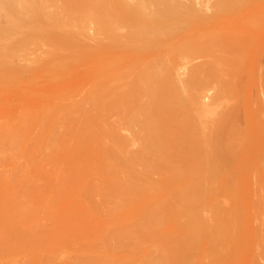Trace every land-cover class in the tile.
<instances>
[{"label":"bare ground","instance_id":"6f19581e","mask_svg":"<svg viewBox=\"0 0 264 264\" xmlns=\"http://www.w3.org/2000/svg\"><path fill=\"white\" fill-rule=\"evenodd\" d=\"M8 1L75 94L0 113V264H264V0Z\"/></svg>","mask_w":264,"mask_h":264},{"label":"rangeland","instance_id":"374dc122","mask_svg":"<svg viewBox=\"0 0 264 264\" xmlns=\"http://www.w3.org/2000/svg\"><path fill=\"white\" fill-rule=\"evenodd\" d=\"M11 6L8 0H1V4H0V113H7L9 111L8 110L9 107L15 106L18 104H47V103L55 104V103H60L59 100H62L63 102H65L67 101L66 100L67 97L70 95V97H68V102H67L69 103V101L74 99V97L72 96H74L73 94H75V92H73L74 91L73 89L75 88V85H74L75 76H73L75 75V69H74L75 63L73 62L75 60H74V56H72V54L74 55L73 53L74 52L73 51L74 41H73V44L71 43L72 41H70L71 38L73 39V32H74L73 25H72L73 23L71 21L69 22L68 20H66L68 19L65 16L66 14L64 15L66 19H61L63 21L65 20V22H60V21L57 22V20L60 19V17H63V15L60 12L62 16L59 14V18L56 20V22L59 25L55 24L54 23L55 20H53V24L55 25L47 26L49 29V33L48 32L45 33L46 25L43 26L45 29L44 28H42L43 30L40 29L42 31H39V30L37 31L39 27L36 30L32 31L30 38L35 39V40H33V43L29 41L30 46L31 44L33 45L31 47L29 46V49H30L29 51H26L28 49L25 50L27 52L26 53L24 52L25 47L23 46L24 48L21 49L20 47L21 44L20 46L18 44L19 39L21 42L25 38V36H23L24 31L22 30L21 31L22 33L16 34L14 29L11 26V21H10V12L11 14H13L12 11L16 12L18 10L17 16L15 15L16 13L11 15V16L15 15V17H18L19 9H16L13 6L14 10H11L10 9ZM61 7H63L62 4H61ZM61 7L59 6V8ZM58 11L57 13H59ZM11 20H14V17ZM40 23H37V24H40ZM258 36H259L258 37L259 41L256 40L258 42L254 43V44L257 43L256 44L257 49L255 45H253L255 48L252 46L253 47L252 49L254 50L256 49L255 54H254V51L252 50L253 51L252 57L253 55L257 56V57L255 56L256 58L252 59V65H253L252 69L255 71H258L259 67L264 68V63H263L264 62V45H263L264 42H262L263 44L261 43V41H264V33L262 34V32H260ZM44 40L46 42H43ZM68 41L71 44H69ZM14 43L15 45L17 43V45L19 46L18 49L16 48ZM36 43H38L39 46H36ZM66 43L67 45L69 44V46H67ZM45 44H47L48 48L46 47ZM34 45H35V48H33ZM13 50L16 51L17 53H13L14 52ZM46 50H49V51H46ZM30 51L32 53V57L30 55L31 54ZM49 53H51V55L53 53L54 58ZM14 54H16L17 56ZM40 54L44 56L45 58L47 56L53 60L50 61L49 58L48 59L46 58L45 60V58H42ZM25 55H28V57L30 55V58H25L27 57ZM36 55L39 56L40 58L37 57ZM41 58L42 60L44 59V63L43 61L42 63L40 62ZM31 59H33V61H31ZM256 59H257V62L254 63L255 64L254 65L253 62H255ZM46 61L47 63L45 64ZM256 88L257 86L254 89ZM254 91L255 90H252L253 93L257 92V91L255 92ZM66 92L68 95L67 94L65 95ZM263 94L264 93H260L261 96H259L262 99V100L260 99V103L262 105L264 104ZM55 95L57 96V98L55 97ZM58 96H61V97H58ZM53 98L54 100H52ZM62 101L61 103H63ZM262 109L264 111L263 106H262Z\"/></svg>","mask_w":264,"mask_h":264}]
</instances>
